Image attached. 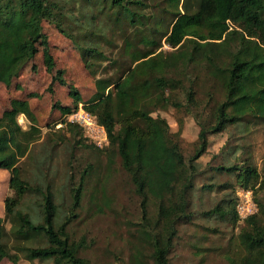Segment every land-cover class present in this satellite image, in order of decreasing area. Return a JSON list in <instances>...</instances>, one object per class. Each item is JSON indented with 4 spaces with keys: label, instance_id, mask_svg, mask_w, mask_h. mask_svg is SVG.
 <instances>
[{
    "label": "trees",
    "instance_id": "trees-1",
    "mask_svg": "<svg viewBox=\"0 0 264 264\" xmlns=\"http://www.w3.org/2000/svg\"><path fill=\"white\" fill-rule=\"evenodd\" d=\"M46 25L79 51L95 82L89 99L83 100L65 79ZM40 53L51 73L47 91L55 98V86H67L73 104L54 100L52 108L61 115L41 125L30 103L37 93L29 90L0 114V169L10 173L0 216V264L5 258L19 264L22 256L53 264H90L80 255L85 246L74 239L72 223L80 216L92 166L82 170L77 182L73 175L69 178L71 202L63 218L53 181L42 186L23 177L21 161L43 139L45 126L58 138L53 149L69 136L73 148L98 152L108 167L121 160L140 198L133 264H171L178 226L192 217L197 164L211 144L209 136L230 126L249 134L264 125V0H0V82L24 90L19 78L27 67L38 72ZM81 104L106 128L109 145L98 147L80 124L62 119ZM170 108L198 122L194 151L184 152L183 121L173 131L159 114ZM21 115L29 121L26 128ZM214 168L235 177V182L202 188L233 192L202 213L238 228L222 254L229 264H264V172L250 155L241 163ZM238 188L252 190L258 204V211L242 222L235 209ZM34 192L43 198L40 223L18 208ZM91 201L90 208H96L93 195Z\"/></svg>",
    "mask_w": 264,
    "mask_h": 264
},
{
    "label": "rangeland",
    "instance_id": "rangeland-1",
    "mask_svg": "<svg viewBox=\"0 0 264 264\" xmlns=\"http://www.w3.org/2000/svg\"><path fill=\"white\" fill-rule=\"evenodd\" d=\"M46 26L57 64L65 70V79L77 88L83 100L89 99L95 91V82L85 68L79 51L72 46L70 39L55 28ZM36 62L38 72H32V69L27 67L19 78L20 83L24 84V90H18L15 86L7 88L0 82V114L6 107H10L12 99L26 98L27 91L31 90L37 93V97L30 99L31 107L35 110L40 124L45 125L47 121L57 119L61 115L57 109L52 108L54 100L73 104V97L69 87L57 84L55 98H52L47 91L51 73L46 70L42 53L37 55ZM159 114L168 120L173 131H177L178 123L183 121L184 152L194 151L200 131L195 118L175 108L161 111ZM62 119H69V116H63ZM19 121L23 127H28L29 121L25 116L21 115ZM60 126L61 123L56 124L54 129ZM43 131V139L35 143L28 157L21 161L23 177L33 184L40 182L42 186L53 181L56 202L63 203L59 211L60 217L63 218L69 211L71 202L69 178L73 175L74 181L77 182L82 176V170L91 165L92 172L88 179L86 195L82 207L78 210L80 216L72 223L74 239L84 242L85 247L80 251V255L87 258L90 264H133L135 248L139 244L140 198L135 193L128 173L122 168L121 160L117 158L115 165L108 167L106 159L98 152L84 147L73 148L74 140L69 136L64 143L53 149L58 142L54 130L45 126ZM252 132L245 134L240 128L230 126L221 133L209 136L211 144L197 164L199 175L196 177V190L192 196V217L190 222L178 226L179 233L170 254L171 264H229L222 253L231 237L238 233V228L233 229L230 222L204 217L202 213L222 199L232 197V189L208 191L202 188L209 183L222 185L227 181L235 182L233 175L219 174L214 167L221 163H241L249 155L264 172V125L254 126ZM48 137H53L54 140L48 142ZM9 177L8 170L0 169V206L9 193ZM92 195L98 204L96 208H90ZM42 200L39 192L28 193L18 208L28 212L35 223H40L43 221L42 206L39 205ZM10 226L7 222L6 229L9 230ZM1 264L13 263L5 258ZM19 264L53 262L28 261L22 256Z\"/></svg>",
    "mask_w": 264,
    "mask_h": 264
},
{
    "label": "built area",
    "instance_id": "built-area-1",
    "mask_svg": "<svg viewBox=\"0 0 264 264\" xmlns=\"http://www.w3.org/2000/svg\"><path fill=\"white\" fill-rule=\"evenodd\" d=\"M69 120L80 124L86 132V135L100 148L109 145V138L106 128L98 122L95 115L87 112L82 104L79 109L69 115ZM235 209L239 215L240 221H244L249 216L258 211V204L252 190L238 188L236 190Z\"/></svg>",
    "mask_w": 264,
    "mask_h": 264
},
{
    "label": "crops",
    "instance_id": "crops-1",
    "mask_svg": "<svg viewBox=\"0 0 264 264\" xmlns=\"http://www.w3.org/2000/svg\"><path fill=\"white\" fill-rule=\"evenodd\" d=\"M0 210L2 213H0V216H4V215H1V214H4L5 213V209H4V203L3 205L0 206ZM4 211V212H3Z\"/></svg>",
    "mask_w": 264,
    "mask_h": 264
}]
</instances>
